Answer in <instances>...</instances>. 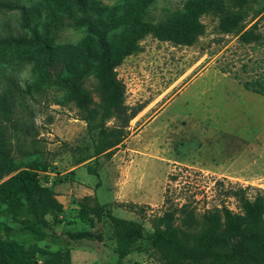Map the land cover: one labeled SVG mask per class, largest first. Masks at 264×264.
Here are the masks:
<instances>
[{
    "label": "rangeland",
    "instance_id": "1",
    "mask_svg": "<svg viewBox=\"0 0 264 264\" xmlns=\"http://www.w3.org/2000/svg\"><path fill=\"white\" fill-rule=\"evenodd\" d=\"M100 1L111 6L127 0ZM185 1L135 0L137 8L144 6L137 13L151 23L182 10ZM246 12L245 29L256 25L258 42L221 33L218 16L205 12L200 16L204 34L197 42L177 44L148 33L124 57L115 72L124 84L125 103L143 108L129 121L123 144L109 157L99 156V184L86 168L94 158L74 164L72 148L90 147L95 135L87 134L76 106L55 84L63 58L54 56L35 68V48L0 44V171L50 162L54 171L40 177L62 207L58 220L46 215L50 225L39 246L69 251L72 264H158L148 219L164 210L165 196L176 203L187 200L201 213L221 203L236 210L234 198L224 192L229 185L264 189V94L241 83L264 80V0H248ZM46 17L42 10L41 22ZM47 25L56 43L77 44L86 35L85 27L69 19ZM22 33L18 11L0 8V38ZM97 85L92 74L84 83L95 99ZM217 179L223 185L217 186ZM84 199L143 222L144 236L124 258L118 259L112 242L70 238L78 231L99 232L106 221L94 227L83 223L79 203ZM128 203L144 206V215L121 205ZM23 213L20 196L0 201L3 241L35 242L19 222Z\"/></svg>",
    "mask_w": 264,
    "mask_h": 264
},
{
    "label": "trees",
    "instance_id": "2",
    "mask_svg": "<svg viewBox=\"0 0 264 264\" xmlns=\"http://www.w3.org/2000/svg\"><path fill=\"white\" fill-rule=\"evenodd\" d=\"M135 0L123 5H107L100 0H9L0 1V8L17 10L22 34H6L0 44L15 48H35L38 68L44 60L54 56L63 58V68L55 84L76 106L79 117L86 123L87 134L94 136L90 147L72 148L74 164L93 159L88 173L99 184V156L109 157L129 135V121L143 108L125 103L124 84L115 68L125 56L137 48V43L151 33L160 40L190 45L204 34L200 16L213 12L219 18L221 33H235L243 43L258 42L261 35L251 25L245 29L248 0H186L182 10L166 19L151 23L140 16L144 6L137 8ZM47 10L46 21L41 12ZM69 19L74 26L85 27L86 35L77 44L56 43L50 23ZM41 25V30L37 29ZM98 79L96 99L91 89L84 86L89 75ZM236 77V76H235ZM237 78V77H236ZM242 86L257 94H264V80L241 81ZM110 121H112L110 123ZM54 171L50 162L21 165L1 170L0 201L20 196L24 213L19 222L22 229L33 235L35 242L23 246L0 238V264H72L69 251L51 249L38 242L46 237L50 222L60 217L61 205L47 181L39 172ZM171 178L175 179L174 175ZM215 184L223 185L221 180ZM253 190V193L249 191ZM225 195L234 198L236 210L224 203L198 213L189 201L176 203L164 198V210L149 216L152 227L151 246L158 264H264V189L229 185ZM79 219L91 227L106 219L99 232L69 233L71 239H96L112 242L118 259L124 258L133 244L145 234L142 221L115 216L102 205H89L82 200ZM131 210L143 216L144 206L128 203Z\"/></svg>",
    "mask_w": 264,
    "mask_h": 264
},
{
    "label": "built area",
    "instance_id": "3",
    "mask_svg": "<svg viewBox=\"0 0 264 264\" xmlns=\"http://www.w3.org/2000/svg\"><path fill=\"white\" fill-rule=\"evenodd\" d=\"M42 173H45V172H39L40 175H41Z\"/></svg>",
    "mask_w": 264,
    "mask_h": 264
}]
</instances>
